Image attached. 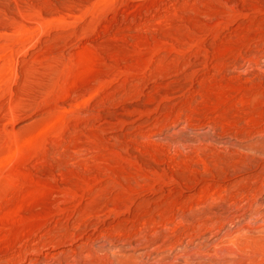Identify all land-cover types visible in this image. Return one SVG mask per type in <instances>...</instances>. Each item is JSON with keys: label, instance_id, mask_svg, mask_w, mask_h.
Returning a JSON list of instances; mask_svg holds the SVG:
<instances>
[{"label": "rangeland", "instance_id": "374dc122", "mask_svg": "<svg viewBox=\"0 0 264 264\" xmlns=\"http://www.w3.org/2000/svg\"><path fill=\"white\" fill-rule=\"evenodd\" d=\"M0 264H264V0H0Z\"/></svg>", "mask_w": 264, "mask_h": 264}]
</instances>
